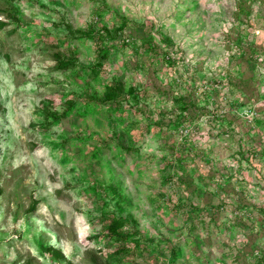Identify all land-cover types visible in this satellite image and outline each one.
I'll list each match as a JSON object with an SVG mask.
<instances>
[{
    "label": "rangeland",
    "instance_id": "374dc122",
    "mask_svg": "<svg viewBox=\"0 0 264 264\" xmlns=\"http://www.w3.org/2000/svg\"><path fill=\"white\" fill-rule=\"evenodd\" d=\"M244 1L250 14L239 23L233 14ZM123 20L115 40L75 33H112ZM147 36L158 54L145 48ZM248 47L253 58L240 55ZM100 49L107 61L93 76L89 66ZM73 54L74 68L56 70L58 58ZM225 72L233 84L250 80L242 92L220 81L214 100L226 116L193 114L180 123L177 98L205 107L202 93ZM113 82L123 98L86 101ZM69 102L65 118L41 127L50 122L45 112L61 114ZM250 103L252 123L232 114ZM177 174L193 186L170 183ZM239 192L246 203L240 210ZM107 215L121 217L146 251L115 254L104 232ZM261 258L264 0H0V264Z\"/></svg>",
    "mask_w": 264,
    "mask_h": 264
},
{
    "label": "trees",
    "instance_id": "16d2710c",
    "mask_svg": "<svg viewBox=\"0 0 264 264\" xmlns=\"http://www.w3.org/2000/svg\"><path fill=\"white\" fill-rule=\"evenodd\" d=\"M246 5L247 3L244 1L241 4H238V6H236V10L233 14V18L239 21V23L242 22L244 23L242 19H244L245 22H247L246 19L249 17L250 12L247 9ZM125 27H126V20H123L120 28L115 29L112 33L108 29H102L100 32V30H95L92 27L82 30H76L75 33L95 41H97L98 39L104 40L108 38L115 40L117 38L118 31L123 30ZM113 34H115V36H113ZM97 35L99 36L97 37ZM146 42L149 44L148 45L145 44V48L148 49L150 52H152L153 54H158L160 52L158 46L150 44L151 40L149 37L147 38V40H145V43ZM251 49H252L251 47H248L245 50H242L241 51L242 54L240 55L250 56L253 58L256 55V52H254ZM107 57H108L107 52L103 49H100L98 52V57L96 62L89 66L90 73L93 76H98L104 71ZM171 58L172 56L169 52L164 53L163 55L164 61L172 64L173 59ZM76 65H77V59L73 54L71 57L68 58H62V57L58 58L55 68L56 70L65 72L74 68ZM254 67L255 64H252L251 69L253 70ZM219 78L221 79V81H223L226 84L227 87H231V89L233 88L234 91L239 90L242 92L243 89L249 88L250 80L241 79V80H237L233 84L230 73L225 72L223 74V77L220 76ZM217 92L219 91L217 89H214L211 85L208 87V89L205 92L202 93L205 96L206 102H208L205 107H199L197 100L196 101L185 100L182 96H179L176 100V103L178 105V112H179V114H177V120L180 123H182L183 121L186 120L185 117H191L193 114L197 115V117L209 116L210 119L215 118L216 116L221 117L218 114L219 111V110L217 111L218 106L214 100V96L216 95ZM123 95L124 93L121 87L118 85V83L113 82L112 84H109L106 87L105 92L101 97H94L87 94L85 99L87 102L109 104L113 101H116V99L118 98H123ZM196 96H199L197 92H196ZM72 106H73V102H69L68 109L62 112L61 114H57L56 112H45L46 120L50 119V122L41 127L49 128L53 123L65 118L66 115L69 113V111H71ZM220 108H222V106ZM172 151L173 152L175 151L174 148ZM168 181L176 187H182L183 185L193 186L191 178L188 176H182L181 174L170 175L168 177ZM242 194L243 193L241 192L238 193V207H237L238 210H240V207L245 208L246 205V203H244V196ZM209 207L215 211H219V210H228L230 212L236 211L235 208L227 206L224 203L215 204V205L210 203ZM103 219L107 221L106 226L104 227L105 228L104 232L106 237L110 238L114 243H116V249L114 251L115 254H121V253L130 254V253H135L136 251H140L141 253L142 251L143 252L146 251V246L142 245V240L139 237H135L136 235L135 231L127 229L126 223L121 217H115V215H107ZM259 262L263 264L264 258H261Z\"/></svg>",
    "mask_w": 264,
    "mask_h": 264
},
{
    "label": "built area",
    "instance_id": "2783aa9c",
    "mask_svg": "<svg viewBox=\"0 0 264 264\" xmlns=\"http://www.w3.org/2000/svg\"><path fill=\"white\" fill-rule=\"evenodd\" d=\"M220 81V79L217 80L216 84H214L212 87L217 90L221 89L222 85H219L221 84ZM227 112L228 110L222 108L221 110H219V115L226 116ZM232 114H236L237 117L241 118L242 120L252 123L256 117V104L250 103L249 105L242 107L241 109L232 110Z\"/></svg>",
    "mask_w": 264,
    "mask_h": 264
}]
</instances>
